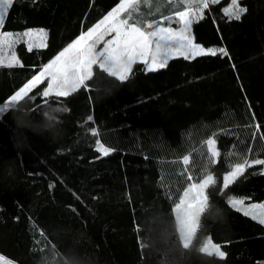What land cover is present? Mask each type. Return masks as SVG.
<instances>
[{
	"label": "trees",
	"instance_id": "1",
	"mask_svg": "<svg viewBox=\"0 0 264 264\" xmlns=\"http://www.w3.org/2000/svg\"><path fill=\"white\" fill-rule=\"evenodd\" d=\"M120 2L14 0L0 31L43 30L46 46L20 43L19 64L0 65V106ZM158 2L157 18L186 7ZM237 3L247 9L239 20L225 11L232 0H218L192 24L196 44L227 55L174 57L156 72L138 62L124 81L94 65L87 88L44 103V80L0 113L1 256L14 264H264V225L229 203H264V165L223 186L235 163L264 159V0ZM207 139L220 153L215 163ZM97 140L113 150L103 155ZM206 174L215 180L208 208L185 247L176 204ZM208 239L225 257L200 250Z\"/></svg>",
	"mask_w": 264,
	"mask_h": 264
},
{
	"label": "snow or ice",
	"instance_id": "2",
	"mask_svg": "<svg viewBox=\"0 0 264 264\" xmlns=\"http://www.w3.org/2000/svg\"><path fill=\"white\" fill-rule=\"evenodd\" d=\"M13 2L14 0H0V25H3L5 16ZM139 2L140 0H122L99 23L81 34L45 64L39 74L34 75L0 106V113L15 107L44 79L48 80L47 87L41 93L44 103H47V98L50 96L66 97L80 87L87 88L86 81L92 78L94 65L108 75L124 81L132 72L133 65L138 62L146 66V71L156 72L165 68L169 60L175 56L190 59L196 56H214L217 52L227 55L224 49H205L194 43L190 31L194 20L202 18L204 9L208 8L210 3H216L218 0H184L185 10L177 11L174 16H163L143 22L133 20V12L138 8ZM232 4L233 7L225 11L230 18L239 20L247 9L239 7L237 0H232ZM122 13H127L126 18H120ZM130 21L132 22L130 23ZM165 22H167L166 26ZM173 23L179 27L173 28ZM109 33L113 34L112 39L104 41V46L97 50V44ZM46 36L47 34L43 30L26 31L18 34L15 38L11 33L0 31V63L7 61L9 67L19 64L14 51L9 56L8 50L21 40L27 43L30 51L34 47H45ZM52 111L58 112L61 109L52 108ZM49 118L55 119L51 116ZM254 127L258 129L259 125ZM96 134V131L93 130L92 135ZM215 135L213 133V136ZM96 143L98 151L105 156L113 150L105 147L99 140ZM205 144L208 150V161L215 163L216 158L220 155L215 147V139H207ZM182 162L184 165H188L190 157L185 155ZM253 164L264 165V159L249 161L247 158H243L240 162L235 163L231 171L223 178L224 188H227L238 176L242 175L246 167H251ZM187 179L192 181V176L188 175ZM213 183L215 180L211 174H206L199 183H189L176 204L177 221L180 225L181 236L185 241V247L196 235L200 214L208 208L205 189ZM229 203L233 208L242 211L245 216H251L253 220H258L261 225H264V206L253 204L245 208L244 200L235 198L230 199ZM258 209H260L259 212ZM200 250L221 258L226 255L220 250L219 245L212 243L211 239H208Z\"/></svg>",
	"mask_w": 264,
	"mask_h": 264
},
{
	"label": "rangeland",
	"instance_id": "3",
	"mask_svg": "<svg viewBox=\"0 0 264 264\" xmlns=\"http://www.w3.org/2000/svg\"><path fill=\"white\" fill-rule=\"evenodd\" d=\"M158 1V0H157ZM167 2L166 3H171L172 5H174V6H176V5H178L181 1L184 3V0H166ZM155 2H156V0H140V2H139V6H138V8L136 9V11H134L133 12V19L135 20V21H151V20H153V19H157V17L160 15V14H162V10H161V6L159 5V2H158V5H156L155 4ZM121 3V2H120ZM185 4V3H184ZM119 5V4H118ZM117 5V6H118ZM116 6V7H117ZM185 6H186V4H185ZM115 7V8H116ZM113 10V9H112ZM111 10V11H112ZM185 10V9H184ZM205 10V9H204ZM110 11V12H111ZM131 11V10H130ZM203 13H204V11H203ZM108 15V14H107ZM106 15V16H107ZM126 16H127V13H122L121 14V19H124V18H126ZM105 17V16H104ZM103 17V18H104ZM102 18V19H103ZM101 19V20H102ZM197 20V19H196ZM196 20H194V21H196ZM99 23V22H98ZM97 24V23H96ZM95 24V25H96ZM193 24V23H192ZM192 24H191V29H190V31H191V36H192V38H193V35H192ZM94 25V26H95ZM167 25V22L165 23V26ZM93 26V27H94ZM172 27L173 28H178L179 27V25H177V24H175V23H173L172 24ZM37 31H39V30H37ZM88 31V30H87ZM86 31V32H87ZM22 33H24V32H21V33H16V34H14V33H11L12 35H13V37L15 38L18 34H22ZM112 35L113 34H111V33H109V34H107V35H105L104 37H103V40L102 41H100V43H98L97 44V50H99L100 48H102L103 46H104V41H106V40H109V39H112ZM193 41H194V39H193ZM20 43H24L26 46H27V43H25L23 40H21L20 42H18V43H16V44H14V46H13V48L12 49H10V50H8V55L10 56L11 54H12V52L14 51V53H15V56L17 57V54H16V47L18 46V44H20ZM195 43V42H194ZM175 57H180V56H175ZM183 57V56H182ZM3 64H5V65H7V61H4V63ZM43 69V68H42ZM41 69V70H42ZM40 70V71H41ZM39 71V72H40ZM39 74V73H38ZM44 80H47V79H44ZM43 80V81H44ZM42 81V82H43ZM40 84V83H39ZM38 84V85H39ZM47 85H48V80H47ZM37 86V85H36ZM35 88V87H34ZM205 195H206V189H205ZM251 205H253V204H250V205H247V204H245L244 203V207L245 208H247V207H249V206H251ZM256 205H262V206H264V203H262V204H256ZM236 209V208H235ZM258 212L260 211V209H258L257 210ZM242 212V211H241ZM243 213V212H242ZM175 215H176V218H177V212H176V209H175ZM249 217H251V216H249ZM256 221H258V220H256ZM259 222V221H258ZM177 224H178V221H177ZM178 230H179V234H180V236H181V231H180V225L178 224ZM181 239H182V242L185 244V241H184V239L182 238V236H181ZM190 242H188V244H189ZM0 264H14L12 261H10L9 259H7V258H5V257H3V256H1L0 255Z\"/></svg>",
	"mask_w": 264,
	"mask_h": 264
},
{
	"label": "clouds",
	"instance_id": "4",
	"mask_svg": "<svg viewBox=\"0 0 264 264\" xmlns=\"http://www.w3.org/2000/svg\"><path fill=\"white\" fill-rule=\"evenodd\" d=\"M42 116H44L45 118H47L49 116V112L48 111H44L42 113ZM46 130L51 131V129H46ZM65 264H70V262L65 261Z\"/></svg>",
	"mask_w": 264,
	"mask_h": 264
},
{
	"label": "crops",
	"instance_id": "5",
	"mask_svg": "<svg viewBox=\"0 0 264 264\" xmlns=\"http://www.w3.org/2000/svg\"><path fill=\"white\" fill-rule=\"evenodd\" d=\"M1 26V25H0ZM31 31H37V30H31ZM211 49H213V48H211ZM181 57V56H180ZM197 57V56H196ZM17 58V57H16ZM174 58V57H173ZM18 59V58H17ZM0 65H5V64H3V63H0ZM13 65H16V64H13Z\"/></svg>",
	"mask_w": 264,
	"mask_h": 264
}]
</instances>
